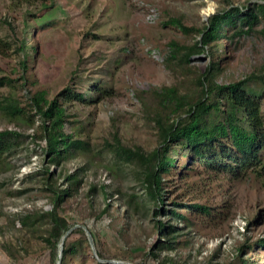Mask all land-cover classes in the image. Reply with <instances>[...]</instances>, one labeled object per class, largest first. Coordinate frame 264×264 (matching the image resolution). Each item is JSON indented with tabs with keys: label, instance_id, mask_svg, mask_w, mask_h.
Wrapping results in <instances>:
<instances>
[{
	"label": "rangeland",
	"instance_id": "374dc122",
	"mask_svg": "<svg viewBox=\"0 0 264 264\" xmlns=\"http://www.w3.org/2000/svg\"><path fill=\"white\" fill-rule=\"evenodd\" d=\"M260 5L264 0H53L51 9L41 10L0 0V44L6 49L0 47V103L12 96L24 111L13 117L0 109V131L16 132L5 137L9 148L0 169V264H264V247L256 244L264 237V175L235 178L175 147V167L162 176L166 211L153 215L140 166L114 152L123 147L148 154L161 147L141 103L153 92L176 87L191 93L211 62L220 85L264 74ZM231 8L253 10L252 27L224 25L225 37L191 56L189 70L176 61L168 66L171 42L189 47L199 40L170 20L201 29L210 16ZM239 29L247 32H234ZM248 85L264 108L260 84L252 79ZM66 89H92L85 101L63 104V131L87 146L52 165L40 118L28 105L37 92L51 100ZM66 176L78 183L70 187ZM49 185L72 193L59 207L70 229L54 257L42 217L53 206ZM194 205L210 215L192 211ZM158 221L175 230L158 233ZM168 238H174L173 249L160 250ZM67 245L77 251L62 259Z\"/></svg>",
	"mask_w": 264,
	"mask_h": 264
},
{
	"label": "trees",
	"instance_id": "16d2710c",
	"mask_svg": "<svg viewBox=\"0 0 264 264\" xmlns=\"http://www.w3.org/2000/svg\"><path fill=\"white\" fill-rule=\"evenodd\" d=\"M11 2L14 6L25 4L38 6L41 10L53 7V0H11ZM258 9L264 13L263 5H260ZM256 19L257 15L253 10L241 13L240 9L231 8L210 16L207 24L201 29L186 27L178 19L170 20L169 24L183 33H197L199 40L189 47L171 42V53L167 58L168 66L176 61L180 68L189 70L187 66L191 56L203 52L217 39L225 37L224 25H235L238 21L242 26L246 24L248 30ZM234 32L242 34L247 31L239 29ZM33 34L31 33L32 37ZM0 47L2 51H6L1 44ZM28 49L33 53L37 50L34 46L25 45V50ZM216 68V62L209 63L206 70L196 77L194 91L191 93H180L176 87H163L159 92L152 93L149 102L141 99L146 113L159 130L162 143L159 149L148 154L123 147H116L114 150L116 154L123 155L126 160L137 162L140 166L142 171L139 179L146 195L154 203L153 215L166 211L163 207L165 191L162 176L175 167L176 157L172 154L175 147L179 146L183 152L190 154V159L196 158L194 161L205 167L211 170H223L235 178L248 173L264 175V108L257 99V93L248 85V82L253 79L264 90V74L220 85L214 81ZM91 91L92 89H89L85 93L76 94L66 89L59 98L55 97L51 100L46 98L45 92L40 91L30 98L28 108L34 110L40 118V128L42 138L45 140V152L49 157V164L61 165L84 152L87 144L63 131L65 121L63 104L75 100L85 101ZM0 109L7 116L24 115L22 107L12 96L3 99ZM29 122L32 126L33 121L29 120ZM12 134L16 135V132L0 131V169L4 165V152L9 148L5 137ZM66 179L69 180L70 187L78 183L72 176H66ZM48 187L53 194V206L50 211L44 212L42 217L46 219L48 225L45 241L52 248L54 257L56 243L70 229L67 217L60 215L59 207L65 197L72 196V193L68 188L57 190L50 185ZM192 208V211L210 215L207 208L202 205H194ZM167 213L175 219L187 220L175 211ZM155 228L158 233H171L175 230L173 226L160 221L155 224ZM173 239H166L159 244L158 248L173 249L175 243L170 242ZM256 244L264 247V237ZM76 251L75 245L64 246L61 252L62 259L73 256Z\"/></svg>",
	"mask_w": 264,
	"mask_h": 264
},
{
	"label": "water",
	"instance_id": "95a60500",
	"mask_svg": "<svg viewBox=\"0 0 264 264\" xmlns=\"http://www.w3.org/2000/svg\"><path fill=\"white\" fill-rule=\"evenodd\" d=\"M63 239H64V236H62L60 240H63Z\"/></svg>",
	"mask_w": 264,
	"mask_h": 264
}]
</instances>
